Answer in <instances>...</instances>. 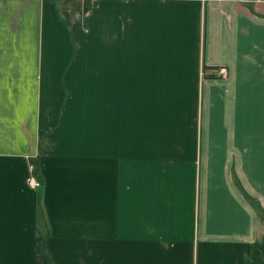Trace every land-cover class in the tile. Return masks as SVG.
Segmentation results:
<instances>
[{
	"label": "crops",
	"instance_id": "0c3cea01",
	"mask_svg": "<svg viewBox=\"0 0 264 264\" xmlns=\"http://www.w3.org/2000/svg\"><path fill=\"white\" fill-rule=\"evenodd\" d=\"M261 214L264 0H0V264H262Z\"/></svg>",
	"mask_w": 264,
	"mask_h": 264
},
{
	"label": "rangeland",
	"instance_id": "374dc122",
	"mask_svg": "<svg viewBox=\"0 0 264 264\" xmlns=\"http://www.w3.org/2000/svg\"><path fill=\"white\" fill-rule=\"evenodd\" d=\"M101 94V96L103 97V99H104V102H105V105H106V103H107V100H108V93L107 92H102V93H100ZM128 94V96H127V98H129V99H131L132 100V98H133V100H139V98H140V93H127ZM126 94V95H127ZM155 93H147V95H145V98H147L146 100L148 101V105H147V110H148V121H147V128H148V130H149V137H151V136H153V134H154V132L151 134L150 133V130H153V127H154V124H155V121H156V116H157V106H153L152 107V103H154L155 101H157V99H159V96H158V93H157V96L156 95H154ZM160 94V98L162 99V97H164L163 96V93H159ZM116 96V99H117V94L115 95ZM164 99V98H163ZM101 100V99H100ZM164 111H165V113L167 112V109H165L164 108ZM161 112V114L163 113V109H159V113ZM138 115V114H137ZM160 115V114H159ZM168 123H166V125H167ZM148 156V159H151V158H153V159H157V156L155 155V154H152V155H147ZM169 159H171L170 157H169ZM138 162H139V156H136V155H133V163H135V164H138ZM163 173H165V172H162L161 173V175L163 174ZM121 185L123 184L122 182L120 183ZM41 186V185H40ZM39 186V187H40ZM39 187L38 188H36L35 190L36 191H38V189H39ZM119 188L117 187V189H116V194H115V199L119 202V194H120V192H119V190H118ZM123 188L121 187V190H122ZM122 194V193H121ZM118 206H119V203H118ZM121 208H119V210H120ZM261 227H262V229H263V236L261 237V239L257 242V249H258V251H260V254H258L262 259L264 258V215L263 214H261ZM263 261H264V259H263ZM262 264H264V262L262 263Z\"/></svg>",
	"mask_w": 264,
	"mask_h": 264
},
{
	"label": "built area",
	"instance_id": "2783aa9c",
	"mask_svg": "<svg viewBox=\"0 0 264 264\" xmlns=\"http://www.w3.org/2000/svg\"><path fill=\"white\" fill-rule=\"evenodd\" d=\"M227 74H228V70L224 66L217 67L215 69V75L218 77L225 78L227 76ZM25 182H26V185L30 189H33V190L38 188L41 185V183L37 177L36 164L34 161L28 162L27 175L25 178Z\"/></svg>",
	"mask_w": 264,
	"mask_h": 264
}]
</instances>
